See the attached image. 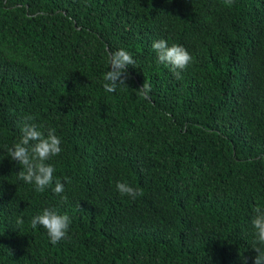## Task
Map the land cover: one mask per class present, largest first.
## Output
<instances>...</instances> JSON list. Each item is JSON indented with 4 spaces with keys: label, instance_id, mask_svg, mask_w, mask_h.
<instances>
[{
    "label": "trees",
    "instance_id": "16d2710c",
    "mask_svg": "<svg viewBox=\"0 0 264 264\" xmlns=\"http://www.w3.org/2000/svg\"><path fill=\"white\" fill-rule=\"evenodd\" d=\"M160 39L192 57L179 78ZM120 48L135 65L108 93ZM25 122L60 137L46 163L66 202L19 179L9 149ZM257 207L264 0H0V264H253ZM44 209L71 219L55 245L31 226Z\"/></svg>",
    "mask_w": 264,
    "mask_h": 264
},
{
    "label": "clouds",
    "instance_id": "9594fccd",
    "mask_svg": "<svg viewBox=\"0 0 264 264\" xmlns=\"http://www.w3.org/2000/svg\"><path fill=\"white\" fill-rule=\"evenodd\" d=\"M231 4L232 0H226ZM152 50L156 53L159 63L171 67L173 74L179 78L180 72L185 70L192 61L191 55L180 45L169 46L167 41L160 39L153 41ZM135 65L132 55L125 49L120 48L108 53V68L103 75V88L108 93H114L117 86L127 88V67ZM135 92L145 98L151 92V85L144 82L141 88ZM27 119H31L28 117ZM20 139L9 149L10 159L24 170L17 174L19 179L25 183L35 186V190L43 192L46 188L53 186L52 191L61 196L62 201H67L64 193V183L60 179H54L55 168L52 164L46 163L51 157L58 156L61 151V139L55 134L54 129H49L47 134L40 131L36 124L25 122L20 129ZM67 179V178H66ZM70 183V181H67ZM116 190L120 195L135 198L139 190L127 183L118 182ZM255 215L251 220L253 228V248L256 253L253 264H264V209L257 207ZM22 222V221H18ZM71 225L70 217L65 213L59 214L55 210L44 209L41 214L34 216L31 220L32 228L42 227L50 242L55 245L67 238ZM242 264H248V259H242Z\"/></svg>",
    "mask_w": 264,
    "mask_h": 264
}]
</instances>
